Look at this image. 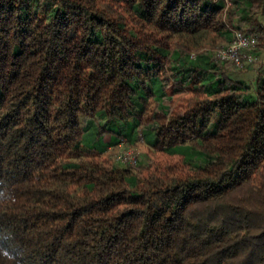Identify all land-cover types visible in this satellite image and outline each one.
Here are the masks:
<instances>
[{
	"label": "trees",
	"instance_id": "16d2710c",
	"mask_svg": "<svg viewBox=\"0 0 264 264\" xmlns=\"http://www.w3.org/2000/svg\"><path fill=\"white\" fill-rule=\"evenodd\" d=\"M228 1L0 0V264H264V70L207 50L263 53L264 0Z\"/></svg>",
	"mask_w": 264,
	"mask_h": 264
},
{
	"label": "rangeland",
	"instance_id": "374dc122",
	"mask_svg": "<svg viewBox=\"0 0 264 264\" xmlns=\"http://www.w3.org/2000/svg\"><path fill=\"white\" fill-rule=\"evenodd\" d=\"M227 1V7L230 6V2ZM264 20V18H261ZM236 29H232V40L234 37V33L236 32ZM254 35L257 38V34H250ZM231 40V42H232ZM230 42V44H231ZM257 43L260 44V41L257 38ZM229 44V45H230ZM228 45V46H229ZM227 46V47H228ZM226 46H217L214 48H207L209 52H211L214 57L218 58L219 51L227 48ZM251 57H246V55L243 53L242 54V62H241V67H238L239 73L238 75H232L237 79L241 80H246L249 81L250 83L256 84V79L259 77V75L263 72L264 70V52L260 53L258 49H255V52L253 55H250ZM248 60L249 64L244 65L245 61ZM187 98H189L188 94L178 96L176 101L179 103L185 101ZM108 139V137L106 138ZM113 156L115 157L116 160L120 159V155L124 157H128L129 160H125L123 158L120 161L123 163H127L128 165H131L132 167H136L137 165L134 164V161L140 160L142 161L143 164H147L148 161L153 163L154 161L160 159V160H165L164 155L158 153L154 149H150L149 146L143 141L141 136L138 137V140L134 143V145H130V142L127 144L126 142H123L119 145V147L112 153ZM137 168V167H136Z\"/></svg>",
	"mask_w": 264,
	"mask_h": 264
},
{
	"label": "built area",
	"instance_id": "2783aa9c",
	"mask_svg": "<svg viewBox=\"0 0 264 264\" xmlns=\"http://www.w3.org/2000/svg\"><path fill=\"white\" fill-rule=\"evenodd\" d=\"M257 45V38L254 35L246 36L238 31L234 33L233 40L229 47L224 48L219 51L218 57L221 59L223 62H230L234 63L235 66L241 67V62H242V54L241 51L243 49L247 48H253ZM194 57V55L192 56ZM123 158L125 160H129L128 157H124L120 155V159ZM134 164H136V160L134 161Z\"/></svg>",
	"mask_w": 264,
	"mask_h": 264
}]
</instances>
